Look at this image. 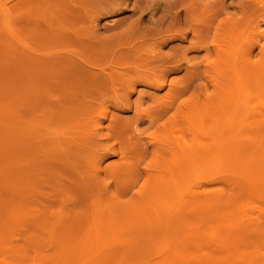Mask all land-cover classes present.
<instances>
[{"label":"rangeland","instance_id":"1","mask_svg":"<svg viewBox=\"0 0 264 264\" xmlns=\"http://www.w3.org/2000/svg\"><path fill=\"white\" fill-rule=\"evenodd\" d=\"M8 8L9 19H12L10 28L16 38L10 36V28L4 27V14ZM263 18L264 0H0V264H224L223 261L226 264H248V261L249 264L251 261V264H264V200H261L264 199L261 195L264 174L259 170H264V132L256 138L255 134L243 129V133L251 135V140L236 142L235 146V142L232 143V157L221 156L218 160L216 154L207 151L204 154L198 145L207 139L209 144L221 132L227 136L223 134L221 140L226 141L225 137L228 139L231 132L223 127L225 124L218 126L212 117L206 118L198 137L204 134L208 137H197V173L190 178L195 187L190 186L191 190L194 188L196 211L190 207L194 211L182 216L183 221L171 223V228L161 222L154 224L155 220L146 227L142 224L143 219L132 218L125 222L119 214L110 217L108 211V203L113 200L119 213L127 212L124 209L139 198L138 193L149 183L151 174L166 175L173 167L170 155L155 152L154 146L158 142L152 139L153 136L165 133V141L180 134L169 119L176 115L183 101L201 102L204 112L209 111L210 106L218 110L215 105L220 95L219 88L216 89L218 81L215 70L209 66L218 61L216 42L223 44L225 38L233 40L237 35L240 42L238 44V39H234V44L241 52V59L244 58L254 44V29L258 27L257 32L264 31ZM10 48L11 55L5 58ZM252 51L251 62L259 60L258 48L254 47ZM65 55L70 60L61 59ZM53 56L58 59L54 63ZM76 59L78 62L72 63ZM79 66L99 74L105 71L111 83L117 82L111 87L102 86V94L98 87L92 86L89 90L84 87L79 90L76 102L65 98L59 85L57 89L42 87L54 79L70 82L84 78L86 74L78 71ZM109 67H113L114 73H110ZM139 71L149 73L147 76L153 74L151 78L154 79L157 75L163 76V83L157 76L160 83L149 85L137 76H140ZM240 73L247 74L241 70ZM234 78L231 76L227 82L222 79L228 83L223 96L238 98L250 90L257 96L250 106L263 110L264 83L257 88L246 81L243 87L248 90L244 87L242 93H238ZM71 91H66L67 95L70 96ZM174 92L178 94L170 100L172 97L168 95ZM165 96L169 98H166L168 102ZM164 102L169 106L167 113L154 121L155 113L165 106ZM87 103L94 116L99 112L103 116L102 110L109 107V115L122 124L115 125V129L125 128L126 131L113 139L107 127L109 119H106L102 127H98L104 135L92 128L95 131L92 134L98 137L92 136L93 144L84 142L85 121L82 119ZM5 106H9L13 117L9 122ZM74 109L80 111L76 113ZM63 113L67 116L61 121L59 116ZM52 114L54 118L50 116ZM212 124L223 129L215 133ZM206 126L212 129L213 137L209 136L212 132ZM202 129L210 133L206 134ZM50 131L78 132L82 134L81 140L62 147L56 144L57 135ZM167 140L165 145L170 146ZM101 143L106 144L103 146H107L110 153H115L101 160L103 167H109L108 172L102 168L98 173L96 160L108 151L101 150L98 146ZM251 169H257L259 173ZM183 183L177 192L172 189L173 194L168 195L173 198H168L171 204L179 197L184 203L188 194L193 193ZM257 193H261L260 196ZM213 198L215 201L209 205ZM205 199L204 206L198 205L205 203ZM93 202H97L98 208H104L99 219H95L94 212L98 208L93 211ZM245 202L249 207L251 203L256 216L252 208L247 210L249 207ZM183 203L181 201L183 206L187 204ZM235 215L237 218L232 222ZM257 217L262 223L256 220ZM113 219L121 220L122 226H113ZM230 220V225L226 224ZM178 223L182 229L179 236H174ZM240 223L248 226L241 232L240 226V229L235 227ZM53 226L57 233L49 230ZM66 226L69 228H64ZM97 226L104 228L103 235L95 237L93 232L91 237L87 236ZM231 226L236 228L235 233ZM223 228L225 235L221 231ZM60 234L65 236L59 237ZM224 236L239 243L226 240V244L230 241L232 246L230 249L229 244L223 243V249L219 243L222 244L220 237ZM239 237L244 241L237 240ZM225 249L232 252L229 253L232 257L229 258ZM223 254V258L228 257L219 262Z\"/></svg>","mask_w":264,"mask_h":264},{"label":"bare ground","instance_id":"2","mask_svg":"<svg viewBox=\"0 0 264 264\" xmlns=\"http://www.w3.org/2000/svg\"><path fill=\"white\" fill-rule=\"evenodd\" d=\"M23 1H26V0H20V2H23ZM8 10V11H7ZM7 10H5V14H4V27H6V28H10L11 26H12V19L10 20L9 18H10V16H11V12H10V10H9V8L7 9ZM264 19V18H263ZM262 19V20H263ZM236 27V26H235ZM12 28V27H11ZM10 28V29H11ZM258 27H256L255 29H254V31L256 32H254L253 33V39H252V47H250V50H249V52L248 53H246V55H245V57L244 58H242L241 59V52H240V50L238 49V47H237V44H234V39L236 40V39H238L237 38V35L236 36H234L233 37V40H230V38L229 37H227V38H225L226 39V41L224 40V41H222V43L223 44H219V42L217 43L216 42V49H215V51H216V54L218 55V61L217 62H210L211 64H209V66L210 67H212L214 70H215V72H216V80L220 83V84H217L216 83V89L217 88H219V91L217 90V92H219L220 93V95L218 94V96H219V98L218 99H216L215 101L217 102L218 101V103H215V105H216V107L218 108V110L216 109V108H214V109H216V110H214L212 107H214V106H210L209 107V111H205L204 112V110H203V108H202V106L203 105H201L202 103L201 102H196V103H194V102H192V101H183L180 105H179V107H178V110H177V113H176V115L175 116H173V117H171L169 120L170 121H172L173 120V123H171V126L172 127H174V128H176L177 130H175V131H180V132H178V133H180L178 136L176 135L175 137H169L170 139H168V138H166L165 139V141H164V139H163V135L165 134V133H163V134H157V135H155V136H153V140L155 139V140H157V144L158 145H155L154 146V150H155V152L156 153H158L159 155H161V154H164L165 156H167L166 154H168V155H170L173 159H172V161L171 162H173V164L174 165H172L171 167L172 168H170V169H168V171H167V174L166 175H168L169 176V178L168 179H166V175H162V174H159V175H155V174H151L150 176H149V179H148V184H146L145 185V187L144 188H142V190H141V193L139 192L138 193V195H139V198H137L135 201H134V203L133 204H129L128 205V208H125L124 210H126L127 212H121V213H119V207H117L116 205H115V203H113V200L111 201V202H109L108 203V207H109V209H108V211H109V216L110 217H115L116 216V214H119L123 219H124V221L126 222L128 219H131L132 220V218H134V219H139V220H141V219H143L144 221L142 222V224H143V226L145 225V227H146V225H148L149 226V223L150 222H152L151 223V225L153 224V221H154V224H160V222L162 223V224H164V226L167 228H171L170 227V224L171 223H175V222H179V220L181 219L182 221H183V218H182V216H184V215H186V214H188L187 212H190V213H192L191 211H194L195 210V208L193 207V204H194V202L197 204V201H195L194 200V196H195V193H194V184L193 185H191L192 183H193V180H191L190 178L192 177V176H194V173L196 172L197 173V171H196V167H197V164H196V161H197V159H196V155H197V151H196V145L198 144V143H196V140H198L197 139V137H198V133H199V130L201 131V128L203 127V124H205L204 122H205V120H206V118H209V120H210V117H212L211 119L213 120V122L214 123H216V125H217V122H218V126L220 125V123L222 124V125H224L223 127H225L226 128V130H229L231 133H230V136H229V138L227 139L226 137V135H225V132H221V131H219V129L221 130V128H222V126L221 127H218V126H216L215 124H212V128H213V126H214V132L215 133H219V132H221V135L220 134H218V136L216 135L215 137V139H214V141L212 140V141H209V144H210V142H213V143H211L212 145H209L208 144V139L205 141V140H203V141H201L200 139V141H201V143L198 145V147L203 151V153H204V151L206 152L207 151V153L209 152V154H216V155H214L215 156V158L216 159H218V157H221V156H223V157H227V156H230L231 155V157H232V152H233V150H232V146L234 145H236V142H238V143H243V142H245L246 140H251L250 138H249V136H251L250 134H248V135H246L245 133H243V129L244 130H247V131H249V132H251V133H253V134H255V136L254 135H252V137L254 136V137H256V138H260V136L262 135V133L264 132V109L262 110V109H259V107L257 106V107H253V106H250V104L252 105L254 102H252L253 100H257L256 98H257V96H255L254 94H253V92H251L250 93V90H249V92L247 91H244V92H246V93H242L241 91H243V89H247V87L246 86H244L243 87V85L244 84H246L245 82L247 81V83L248 82H250L251 83V85L252 84H254V86H256L257 88H259V85L261 86L263 83H264V42L262 43V39H264V31L262 32V31H260V32H257V30L259 31V28L257 29ZM257 29V30H256ZM12 30V29H11ZM12 33H9L10 34V36L12 37V38H16V35H15V33H14V31L12 30L11 31ZM242 41V40H241ZM239 42H240V39H238V40H236V43H238L239 44ZM254 47L255 48H258V54L260 55V58H259V60H257V61H254V62H251V56H253V54H254V51H252V49H254ZM9 51H6V53L7 54H5V58H9L10 57V53H11V48L10 49H8ZM206 50L209 52V48H206ZM136 54H139V52H136ZM62 57H63V59H68V60H70V57H66V55L65 56H61V59H62ZM65 57V58H64ZM76 57V56H75ZM44 58V57H43ZM53 58L54 59H52L53 60V63H54V61L56 62L58 59H57V57L55 56H53ZM56 58V59H55ZM77 58V57H76ZM50 59V60H51ZM36 60V59H35ZM60 60V59H59ZM71 60H72V58H71ZM189 60V59H188ZM220 60V61H219ZM32 61H33V58H32ZM216 61V60H215ZM52 62V61H51ZM70 62H72V61H70ZM75 62H78L77 61V59H76V61H74V62H72V63H75ZM35 63H36V61H35ZM191 63V62H190ZM76 64V63H75ZM93 65V64H92ZM82 66H84V65H82ZM98 67V66H97ZM80 68V69H79ZM79 68L77 67V69H78V71H81V72H83V74H86V75H84L83 77L84 78H81V79H74V81H70V82H58V80H52V81H49L48 83H46L45 85H43L42 87L44 88V89H46V88H48V87H50V88H56L57 89V85H59L60 86V88L62 89V92H63V96L65 97V98H72V101L73 102H76V101H78V98L77 97H79L80 96V94H79V90H81L82 88L84 89V87H86V89H88L89 90V88L90 87H98L99 88V91H100V93L102 94L103 93V90H102V86H104L105 87V85L108 87V86H110V85H112L113 83L114 84H116L115 82H117V81H115V82H113V83H111V78H109V76L108 75H106L105 74V71H103V73H101V74H99L98 72L96 73H94V71L92 72L90 69L89 70H87V69H85L84 67L82 68V67H80L79 66ZM99 68V67H98ZM111 68H113V67H109L108 69L110 70V73H114V71L112 72L111 71ZM108 69H106V70H108ZM93 70V69H92ZM105 70V69H104ZM211 70V69H210ZM213 70V71H214ZM240 70H241V72L242 73H247L246 75H242L241 73H240ZM135 71H137V68H135ZM212 71V70H211ZM77 72V71H76ZM107 73H109V71L107 72ZM109 73V74H110ZM137 73H138V71H137ZM139 73H140V76H139V74L137 75L138 77H141V78H143L144 80L143 81H148V84L149 85H156V84H158V82L160 81H162L161 83H163V80L164 79H162L163 78V76H161V77H159L158 75V77L160 78V79H162V80H159V81H157L156 79H157V76H156V79H154L153 77L151 78V76L153 75L152 73H150V75L151 76H147L148 74L147 73H142V72H140L139 71ZM237 73V74H236ZM141 74H144V75H146V78H144V75H143V77L141 76ZM238 74H240V75H238ZM111 75V77H112V74H110ZM117 75V74H116ZM156 75V74H155ZM114 76V75H113ZM214 76V75H213ZM231 76H234L235 78V81L238 83V86H237V89H236V91L238 92V93H242L241 95H240V97L238 96V98L236 97V98H233L231 95V97L230 98H225V96H223V94H225L226 93V90H227V87H228V83H224L223 82V80L222 79H226V81L225 82H227L228 80H229V78L231 77ZM118 77V76H117ZM211 77V76H210ZM248 77L250 78V79H248ZM125 78V77H124ZM137 78V77H136ZM213 78V77H212ZM113 79L115 80V78L113 77ZM138 79V78H137ZM214 79V78H213ZM127 80V79H126ZM136 80V79H135ZM113 81V80H112ZM131 81H133V83H134V80H130V82ZM141 81H142V79H141ZM211 81H212V79H211ZM42 82V81H41ZM127 82V81H126ZM138 82V81H137ZM139 82H140V80H139ZM159 82V83H160ZM168 82V81H167ZM223 82V83H222ZM40 83V82H39ZM43 83V82H42ZM129 83V82H128ZM136 83V82H135ZM151 83V84H150ZM215 83V82H214ZM41 84V83H40ZM39 84V85H40ZM113 84V85H114ZM38 85V84H37ZM39 87V86H38ZM103 87V88H104ZM111 87V86H110ZM113 87H115V86H113ZM112 89V88H111ZM68 90H72L71 91V93H69L70 94V96L69 95H67L68 93L66 92V91H68ZM113 90H114V88H113ZM116 90V89H115ZM248 90V89H247ZM23 91V90H22ZM42 91V90H41ZM59 92V91H58ZM256 92V91H255ZM44 93V95H46V91H44L43 92ZM60 93H61V91H60ZM20 94H23V92H21ZM41 94H42V92H41ZM55 94H58V93H55ZM169 94V93H168ZM177 94H178V92H174V93H170V95H168V96H171L172 98H170V100H172V99H174V98H176V96H177ZM53 95V94H52ZM52 95H51V97H52ZM61 95H62V93H61ZM256 95H257V93H256ZM259 95H261V94H259ZM63 96H62V99H63ZM76 96V97H75ZM50 97V96H49ZM261 97V96H260ZM259 97V98H260ZM166 98H168V97H166L165 96V99ZM61 99V98H60ZM68 99H66V101L65 102H67V100ZM74 99H76L75 101H74ZM169 99V98H168ZM211 97H210V101H211ZM252 99V100H251ZM261 99V98H260ZM118 100V99H117ZM259 100V99H258ZM166 101H167V99H166ZM165 101V102H166ZM52 102V101H51ZM58 102V101H57ZM61 102V101H60ZM62 102H63V100H62ZM163 103L165 106L163 107L162 106V108H160V111L158 110V114H156L155 113V117H156V119L154 118V117H152V118H154L153 120L155 121V120H158L159 119V117H163L166 113H167V111H168V108H169V106H166L167 104L166 103ZM168 102V101H167ZM250 103V104H249ZM57 104V103H56ZM162 104V105H163ZM61 105H62V103H61ZM262 105V104H261ZM8 107L9 106H5V108H4V112L6 113V114H9V117L8 116H6V119H8V121L7 122H9V121H11L12 119H13V117L10 115L11 113L9 112V110H8ZM86 109H84V111H83V114H84V119H82V121L84 122L85 121V123H84V132L81 134V133H78V132H68V131H50L49 133H53V134H56L57 135V139H56V144H59V145H61L62 147H64V146H66V145H68V144H71V143H76L78 140H81L80 139V137H81V135L82 136H85V139H84V142H86V143H89V144H93L94 143V141H93V139H92V136H97L98 137V135L97 134H95V135H93L92 134V132H94L95 133V131H92L93 129L94 130H96L97 132H101V129H99L98 127H102V125H103V123L104 122H106V121H104V120H106L107 119V121H108V119H109V126H107L108 127V131H110V133H111V137L113 138H116L117 137V135H119V134H122L123 132H125L126 131V129L125 128H120V129H118V130H116L115 129V125H119V126H121L120 125V123L117 121V118H113V115H109V111H110V109H109V107H104V110H102V113H103V116H100V114H101V112H99V113H97V115L96 116H94V111H92V107L90 106V104L89 103H87L86 104ZM253 107V108H252ZM261 107V106H260ZM257 108V109H256ZM262 108H264L263 107V105H262ZM80 110H78V109H74V112H76V113H78ZM218 111V112H217ZM68 112H70V110L68 111ZM215 112H217L216 114L217 115H215L214 113ZM56 113V112H55ZM75 113V114H76ZM111 113V112H110ZM64 114V113H63ZM61 115V116H59V120L60 119H62V118H66V114H64V115ZM75 114H73V115H75ZM93 115V116H92ZM214 115L216 116V121H214ZM52 118H54V114H52V115H50ZM71 116V115H70ZM104 117H105V119H104ZM150 117V119H152ZM56 118H57V116H56ZM68 118V117H67ZM64 119H62L61 121H63ZM94 119H96V120H94ZM208 120V121H209ZM211 120V121H212ZM60 121V122H61ZM169 121V122H170ZM8 123H6V125H7ZM91 124H93V125H91ZM18 126H20V124H17ZM211 125V123L209 122L208 123V126H210ZM105 126V127H106ZM208 126H206V127H208ZM215 126H216V128H215ZM178 127V128H177ZM93 128V129H92ZM209 128L210 127H208V129L207 128H205V129H207V130H209ZM204 129V128H203ZM203 129H202V131H203ZM223 129V128H222ZM100 130V131H99ZM167 129H165V131H166ZM212 130V129H211ZM211 130H209L210 132H212ZM205 131V130H204ZM203 131V132H204ZM202 132V133H203ZM210 132H208V131H205L204 133H206V134H209ZM102 133V132H101ZM101 133H100V135H99V137L101 136ZM177 132H175V134H176ZM203 133V134H204ZM99 134V133H98ZM103 134V133H102ZM211 134V135H210ZM209 134V136L211 137L214 133L212 132V133H210ZM223 134H224V136H226L225 137V140L226 141H222L223 139ZM104 135V134H103ZM108 135V134H107ZM95 136V137H96ZM106 136V135H105ZM203 135H201V137H202ZM204 136L205 137H208V136H206L205 134H204ZM203 136V137H204ZM201 137H198V138H201ZM213 137V136H212ZM113 138V139H114ZM165 138V137H164ZM255 138V139H256ZM108 140H109V138H107ZM169 140V143H171L170 144V146L168 145L167 146V144L165 145V142H166V140ZM210 139H212V138H210ZM222 139V140H221ZM253 139V138H252ZM112 140V139H111ZM167 140V141H168ZM205 141V142H204ZM207 142V143H206ZM235 142V143H234ZM95 143H96V141H95ZM203 143H206V144H204L203 145ZM232 143H234L233 145H231ZM102 144V143H101ZM106 145V144H102V145H98L100 148H101V150H104V148L105 149H108V148H106V147H104V146ZM200 145H202V146H204V147H202V148H204V149H202L201 147H200ZM205 145L207 146L208 145V148L206 147V149H205ZM237 145H239L240 147H241V144H237ZM114 146V145H113ZM167 146V147H166ZM209 146H212L210 149H209ZM112 147V146H111ZM99 148V149H100ZM113 148V147H112ZM115 148V147H114ZM111 149V148H110ZM208 150H210V151H208ZM115 151H117L116 149H115ZM201 151V152H202ZM234 151H235V149H234ZM241 151V150H240ZM110 152H112V151H110L109 149H108V151L104 154V155H102L101 156V158L100 159H98V160H96V166H95V169H96V172H100V170L102 169V168H104V170L106 171V172H108V168L109 167H103V165H102V163H101V160L104 158V157H106L107 155H111V154H114V153H110ZM240 153V152H239ZM205 154V153H204ZM202 155V154H201ZM99 156V155H98ZM198 156H199V154H198ZM205 156V155H204ZM212 156V155H211ZM200 157V156H199ZM207 157V156H206ZM121 159H123V157H120ZM212 158V157H211ZM230 158V157H229ZM199 159V158H198ZM219 160V159H218ZM207 163V162H206ZM201 166V165H200ZM201 168V167H200ZM211 169V168H210ZM208 170H209V168H208ZM259 170H261L262 171V174H264V170L261 168H259ZM250 171H256V173H259V171L257 170V169H251ZM258 171V172H257ZM260 171V172H261ZM203 172V171H202ZM202 172H201V174H202ZM208 172V171H207ZM206 172V173H207ZM101 173V172H100ZM203 174H205V173H203ZM164 177H165V179H164ZM186 180H187V182H186ZM192 182H191V181ZM183 182H185L187 185H185V187H188V190L191 188L190 186H192V187H194L193 188V190H191V191H193V193L192 192H188L189 194V196H188V198L186 199V202L184 201V203L186 204H184L183 203V200L179 197V199H175V201L171 204L169 201H168V198H169V196H171V193H172V189H176L175 191L177 192L179 189H178V187L179 186H181L182 185V183ZM184 184V183H183ZM169 185H170V187H169ZM178 189V190H177ZM183 189V188H182ZM187 190V191H188ZM146 192V193H145ZM262 193V192H261ZM261 193H257L259 196H260V194ZM173 194V193H172ZM176 194V193H175ZM179 194V193H178ZM178 194H177V196H178ZM183 194V193H182ZM186 194H187V192H186ZM263 194H264V192H263ZM263 194H261L262 195V197L264 196ZM169 195V196H168ZM181 195V194H180ZM176 196V195H175ZM174 196V197H175ZM176 196V197H177ZM175 197V198H176ZM185 198V197H184ZM209 197H207V201H209V199H208ZM212 198V197H211ZM210 198V199H211ZM169 199H172L173 200V198H169ZM180 199H181V201H182V203L185 205V206H183L182 204H181V201H180ZM196 199V198H195ZM257 199V198H256ZM255 199V201H257ZM152 201L151 202V204H145V202L146 201ZM194 200V201H193ZM197 200V199H196ZM217 200V199H216ZM261 200H264V199H261ZM205 201V203H198V205H202V206H204L205 204H206V199L204 200ZM213 201H215V198H213L212 200H210V202H208V204L210 203H213ZM252 201H254V199L252 200ZM203 202V201H202ZM246 202H248V201H246ZM245 202V203H246ZM258 202V201H257ZM256 202V203H257ZM97 203V202H96ZM96 203L95 202H93L92 203V209H93V211L96 209V208H98V206L99 205H97L96 206ZM117 203V202H116ZM245 203L243 204V206L245 205ZM261 203H262V201H261ZM100 204V203H99ZM195 204V205H196ZM207 204V205H208ZM209 204V205H210ZM217 204V203H216ZM247 204V206L249 207V203H246ZM171 205V206H170ZM258 205H260V204H258ZM193 207V209H191V208ZM197 207V206H196ZM245 207H246V205H245ZM247 207V208H248ZM253 206H251V203H250V207H249V209H247V210H249L250 211V209L252 208ZM255 207V206H254ZM200 208H202V207H200ZM240 208H242V207H240ZM240 208H239V210H240ZM244 208V207H243ZM260 208H261V210L263 209L261 206H260ZM104 210V208H98V209H96V213L94 212V215H95V219H99V218H101L103 215V210ZM255 209V208H254ZM99 210V211H98ZM153 212H155V213H152V211ZM191 210V211H190ZM252 210V212H253V214H254V212L255 211H253V208L251 209ZM255 210H257V209H255ZM264 210V209H263ZM92 211V210H91ZM196 211V210H195ZM245 212H247V211H245ZM252 212L250 213V214H248V216L250 217L251 216V214H252ZM258 212V211H257ZM114 213H116L115 214V216L113 215ZM244 213V212H243ZM259 213V212H258ZM92 214H93V212H92ZM119 215L117 216V217H119ZM153 215H154V217H153ZM229 215V214H228ZM241 215V214H240ZM255 215V214H254ZM239 216V215H238ZM242 216V215H241ZM244 216H246V215H244ZM256 216V215H255ZM257 216H260V215H257ZM234 217V216H233ZM240 217V216H239ZM247 217V216H246ZM260 217H262V216H260ZM260 217H257L256 218V220H260V222H261V219H260ZM236 215H235V218H234V220L232 221V220H230V221H228V222H226V224H229L231 221L232 222H234L235 220H236ZM255 218V217H254ZM111 219V218H110ZM116 220H118V219H113V221L111 222L112 223V225L113 226H122V223L120 222V221H116ZM239 221V220H238ZM263 221V220H262ZM124 222V223H125ZM244 222L245 221H243V224H244ZM250 222H251V220H250ZM253 222H255L254 220H253ZM257 222V221H256ZM75 222H73V224H74ZM136 224H138L137 222H135ZM140 223V222H139ZM237 223V222H236ZM262 223V222H261ZM260 223V224H261ZM225 224V223H224ZM224 225L225 226V228H226V226L227 225ZM250 224H252V222L250 223ZM250 224H249V226H250ZM259 224V223H258ZM264 224V223H263ZM150 225V226H151ZM220 225V224H219ZM230 225V224H229ZM229 225H228V227H229ZM231 225H233V224H231ZM235 225V224H234ZM253 225V224H252ZM251 225V229H253L252 226ZM255 225V224H254ZM174 225H172V227H173ZM241 227V229H240V227ZM247 226V225H246ZM246 226H242V224L240 223V224H237L235 227H237V228H239L240 229V232L243 230L244 231V229H243V227H245L246 228ZM221 227V226H220ZM235 227H233V228H235ZM248 227V226H247ZM261 227V226H260ZM259 227V228H260ZM57 228V227H56ZM64 228H69V226H66V227H64ZM124 228V227H123ZM225 228H223V229H221V231H222V234H224L225 232H226V230H224ZM258 228V229H259ZM103 229L104 228H100V226H97L95 229H93L92 230V232L91 231H89L90 233L89 234H87V236H89V237H91V235H92V233L93 232H95V237H100V236H102L103 235ZM182 229V227H181V223H178L176 226H175V233H174V236H179V233H180V230ZM251 229H245V230H247V232H248V230H251ZM257 229V230H258ZM52 233H57L56 232V230H55V227L53 226V227H51L50 229H49ZM225 232H224V231ZM235 230H236V228L235 229H232V226H231V231L233 232V233H235ZM256 230V231H257ZM264 230V229H263ZM217 231V230H216ZM237 231H238V229H237ZM236 231V233H238ZM254 231V230H253ZM179 232V233H178ZM224 232V233H223ZM228 232V231H227ZM251 232H252V230H251ZM68 233V232H67ZM220 233V232H219ZM218 233V234H219ZM229 233V232H228ZM231 234V233H229L231 236H234V234ZM246 233V232H245ZM245 233H243L242 235H244ZM249 233V232H248ZM254 233V232H253ZM65 235H66V232L64 233ZM229 234H226V235H228V237H230V235ZM64 235V236H65ZM220 235V234H219ZM225 235V234H224ZM246 236H248L247 234H245ZM244 235V236H245ZM64 236H62L61 234L59 235V237H64ZM235 236H237V235H235ZM240 236V235H239ZM228 237H226L225 238V236H224V238L223 237H220V239L222 238V244L221 243H219L220 245H221V247H223V249L225 248V245L223 244V243H225L226 244V240H230L231 242H233V243H239V242H235V240H233V238H232V240L230 239V238H228ZM249 237V236H248ZM242 238H244L243 236H242ZM246 238V237H245ZM249 238H251V235H250V237ZM215 239H217V238H215ZM220 239H219V241H220ZM253 239V238H252ZM237 240H240V237L237 239ZM248 240V239H247ZM225 241V242H224ZM229 241V242H230ZM242 241H244V240H242ZM241 240H240V242H242ZM218 242V241H217ZM229 242H227V244H226V246H229V248L232 246L231 244V242L229 243ZM247 242V241H246ZM215 243H216V240H215ZM229 244V245H228ZM235 244V245H236ZM223 245V246H222ZM247 245V244H246ZM242 246H244V244L242 245ZM241 246V247H242ZM219 247V246H218ZM247 247V246H246ZM228 248V247H227ZM228 248V249H229ZM235 248V247H234ZM234 248H232V249H234ZM243 248V247H242ZM244 248H245V246H244ZM222 249V248H221ZM231 249V248H230ZM248 248H246V250H247ZM225 250H227V249H225ZM225 250L223 251V253L225 252ZM239 250V249H238ZM227 252H228V250H227ZM256 252V251H255ZM230 251L228 252V256H229V258H230V256L232 257V255H230V254H232V252L230 253ZM245 253H247V252H245ZM224 254H226V253H224ZM224 254L221 256V258H220V260L221 261H219V262H222L224 259H226V257H228V256H226L225 258H223V256H224ZM235 254V253H234ZM227 255V254H226ZM247 255V257L248 258H250L249 256H251L250 255V253H248V254H246ZM234 256V255H233ZM243 256H244V254H243ZM242 256V257H243ZM212 257V256H211ZM235 257V256H234ZM245 257V256H244ZM222 258H223V260H222ZM235 259V258H234ZM256 259V258H255ZM216 260V259H215ZM244 260V259H243ZM252 260V259H251ZM253 260H254V257H253ZM227 261H229V260H227ZM248 261V260H247ZM247 261H245V262H247ZM225 262V263H224ZM244 262V263H245ZM252 262V261H251ZM251 262H250V264H251ZM222 263H224V264H226V261H223ZM229 264V263H228ZM248 264H249V261H248ZM254 264H256V262H254Z\"/></svg>","mask_w":264,"mask_h":264}]
</instances>
